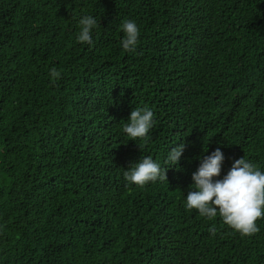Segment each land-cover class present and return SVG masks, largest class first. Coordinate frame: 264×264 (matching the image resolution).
<instances>
[{
	"label": "trees",
	"instance_id": "obj_1",
	"mask_svg": "<svg viewBox=\"0 0 264 264\" xmlns=\"http://www.w3.org/2000/svg\"><path fill=\"white\" fill-rule=\"evenodd\" d=\"M137 107L154 123L132 141ZM217 147L221 176L241 156L264 171V0H0V264H264V218L241 235L183 205ZM144 156L166 180H124Z\"/></svg>",
	"mask_w": 264,
	"mask_h": 264
},
{
	"label": "clouds",
	"instance_id": "obj_2",
	"mask_svg": "<svg viewBox=\"0 0 264 264\" xmlns=\"http://www.w3.org/2000/svg\"><path fill=\"white\" fill-rule=\"evenodd\" d=\"M93 15H81L78 20L76 40L91 46L92 32L97 27ZM123 36L120 46L124 51H134L139 37L135 21L124 20L119 25ZM50 82L59 79L56 68L48 70ZM153 112L147 107L132 108L122 132L129 140L147 138L153 127ZM184 145L177 144L169 150L166 164L177 165ZM199 159L198 167L191 174L190 188L183 194L186 209H195L201 217L212 220L219 217L223 224L241 235L255 234L259 228L257 220L264 218V171L247 161L243 156L232 160L228 170L221 176V166L225 156L220 147L213 149ZM123 178L128 184L143 187L149 182L166 180V168L150 156H144L124 169ZM210 235H215V227H209Z\"/></svg>",
	"mask_w": 264,
	"mask_h": 264
}]
</instances>
